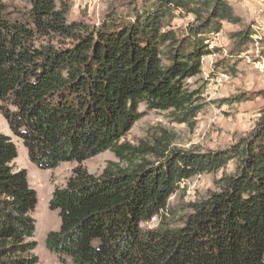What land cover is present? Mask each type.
Returning a JSON list of instances; mask_svg holds the SVG:
<instances>
[{"label": "trees", "instance_id": "1", "mask_svg": "<svg viewBox=\"0 0 264 264\" xmlns=\"http://www.w3.org/2000/svg\"><path fill=\"white\" fill-rule=\"evenodd\" d=\"M30 1L19 20L0 0V116L39 169L77 163L49 203L61 223L46 236L48 251L61 264H264V108L224 150L177 149L166 132L122 143L144 116L141 104L193 124L203 91L188 81L216 52L210 42L222 24L241 22L229 1L126 0L99 25L70 22V0ZM177 12L193 16L182 37L166 30ZM254 33L232 34L238 52ZM107 150L116 161L89 173L83 163ZM17 157L0 131V264H38V195L27 171L15 170ZM231 161L235 172L222 175L218 192L174 212L183 182ZM151 219L156 226L143 227Z\"/></svg>", "mask_w": 264, "mask_h": 264}, {"label": "rangeland", "instance_id": "2", "mask_svg": "<svg viewBox=\"0 0 264 264\" xmlns=\"http://www.w3.org/2000/svg\"><path fill=\"white\" fill-rule=\"evenodd\" d=\"M2 1L12 19H25L31 9L30 0ZM70 1V22L99 25L112 7H118L126 0ZM228 1L241 22L236 25L227 22L222 24L221 31L210 42V48L216 49V52L204 57L201 74L188 81L191 90L203 91L199 101L202 110L193 124H179L169 112L150 111L145 104H141L139 111L144 116L122 139V143L132 146H139L142 142L152 143L166 132L172 137V146L177 149L218 151L230 148L252 132L264 108V99L260 94L264 91V0ZM191 22L192 15L177 12L166 30H172L182 37ZM247 27L255 31L253 41L245 52L240 53L232 34ZM42 40L47 42L46 39ZM209 87L212 90L206 94ZM0 131L9 136L17 148L18 157L13 162L15 170L27 171L29 184L38 195L39 202L34 212V240L37 247L33 254L38 257V264H61L45 244L47 234L57 231L61 223L58 212L50 210L49 203L55 188L65 186L77 163H61L52 170L39 169L31 163L23 141L12 134L2 116ZM109 161H116V158L107 150L85 161L83 166L89 173L99 175ZM234 172L235 161H231L226 169L215 174L197 175L183 182L180 190L170 199L171 208L181 215L187 204L199 203L218 192L217 182L222 175ZM157 223L158 220L153 219V224L149 222L143 226L154 227ZM67 264L72 263L69 260Z\"/></svg>", "mask_w": 264, "mask_h": 264}, {"label": "bare ground", "instance_id": "3", "mask_svg": "<svg viewBox=\"0 0 264 264\" xmlns=\"http://www.w3.org/2000/svg\"><path fill=\"white\" fill-rule=\"evenodd\" d=\"M204 60H205V59L202 58V62H204ZM224 77H227V76H224ZM209 88H210V89H209ZM209 88L206 90V92H205L206 94L209 93L210 90H212V87H209Z\"/></svg>", "mask_w": 264, "mask_h": 264}, {"label": "built area", "instance_id": "4", "mask_svg": "<svg viewBox=\"0 0 264 264\" xmlns=\"http://www.w3.org/2000/svg\"><path fill=\"white\" fill-rule=\"evenodd\" d=\"M214 86H216L215 84H213ZM151 223L153 224V220L151 219ZM154 226V225H153ZM144 227V226H143Z\"/></svg>", "mask_w": 264, "mask_h": 264}, {"label": "crops", "instance_id": "5", "mask_svg": "<svg viewBox=\"0 0 264 264\" xmlns=\"http://www.w3.org/2000/svg\"><path fill=\"white\" fill-rule=\"evenodd\" d=\"M202 70H203V67H202Z\"/></svg>", "mask_w": 264, "mask_h": 264}]
</instances>
